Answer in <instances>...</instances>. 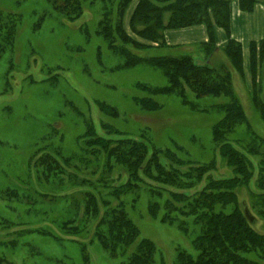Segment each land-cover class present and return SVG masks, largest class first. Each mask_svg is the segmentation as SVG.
<instances>
[{
    "label": "rangeland",
    "instance_id": "374dc122",
    "mask_svg": "<svg viewBox=\"0 0 264 264\" xmlns=\"http://www.w3.org/2000/svg\"><path fill=\"white\" fill-rule=\"evenodd\" d=\"M64 2L0 0L1 11L20 18L12 48L0 56V241H14L1 245L0 255L15 264H82L85 255L90 264H129L147 240L154 246L153 264H179L182 255L196 261L208 228L202 214H233L235 194L253 229L264 235V201L258 196L264 190V119L251 101L255 84L264 89V64L252 72L247 86L225 54L223 63L214 62L232 73L233 89L251 126L241 124L229 136L247 155L253 173L247 184L235 188L233 181L240 175L213 139V128L223 117L213 106L226 98L198 100L187 89L189 99L205 111L183 105L175 95L152 96L162 105L157 112L140 110L133 98L150 95L137 86H166L162 71L147 63L125 66V55L111 52L97 34L100 4H85L84 14L72 22L62 13L67 9L71 14ZM127 13L126 33L152 43L132 32ZM129 50L142 57L176 55L156 48ZM192 56L205 63L198 62L199 54ZM260 96L264 101V90ZM103 106L107 111L116 108L118 117ZM97 136L144 140L150 149L171 150L177 157L160 156L148 178L133 179L122 188L128 168L110 152L95 148ZM249 144H254L252 153L247 152ZM108 147L111 151L118 145ZM157 164L168 175L177 173L180 183L158 184ZM177 188L190 197L176 196ZM203 188L204 197L198 193ZM220 189L227 193L223 199L206 201ZM90 198L97 202L95 214L87 213L94 201ZM117 215L133 225L136 237L110 252L95 233L107 232L102 220ZM70 221L78 224L75 235L61 230L62 223ZM37 229L47 234L34 232ZM242 255L253 264H264L260 250Z\"/></svg>",
    "mask_w": 264,
    "mask_h": 264
},
{
    "label": "trees",
    "instance_id": "16d2710c",
    "mask_svg": "<svg viewBox=\"0 0 264 264\" xmlns=\"http://www.w3.org/2000/svg\"><path fill=\"white\" fill-rule=\"evenodd\" d=\"M131 2L132 0H65L64 3L71 10V14L67 9L62 13L68 17V20L73 22L84 14L85 4H100L101 19L98 22L97 34L107 41L111 52L113 54L115 52L120 55L124 54L125 66L134 67L147 63V65L162 71L168 83L166 86L152 87L142 84L137 86L138 89L150 95L133 98L134 103L140 110L149 113L159 111L162 105L152 97L158 95H175L183 101V105L200 110L198 103L189 99L187 89L194 93L195 99L198 100L212 96L225 97L226 101L224 103L213 106L218 111L223 112V117L213 128V139L216 145H219L222 157L225 156L234 165L236 173L240 175L233 181L236 183L235 188L247 184V181L253 175L248 167L250 164L247 155L229 139L237 126L246 125L247 123V116L233 89L232 73L223 65L213 67L206 62L199 64L189 54L176 53V55L151 57H142L137 54L135 56L129 50L130 47L137 50H149L154 47L141 44L126 33L123 21ZM232 2L233 0H140L131 17L130 28L139 38L157 43L159 46L156 49L164 50L165 30L205 24L209 30L210 40L208 43L202 44L199 49L208 59L216 49L212 19H214L217 26L226 31L229 37L231 36ZM260 2L264 3V0H239L240 9L244 12H251L254 6ZM19 19L17 15L0 10V56L3 52L12 48L15 42V33L20 23ZM251 52V69L254 75L257 68L264 64V41L259 46L253 44ZM225 54L229 58L232 68L243 76L241 44L230 37ZM254 80L256 81L255 77ZM263 90L261 85L255 84L251 101L264 119V101L260 96ZM104 107L105 109H103ZM108 109L109 111H107L106 106L102 107V110L111 114L110 116L118 117L119 113L116 108L111 107ZM246 126L248 129L251 127L249 124ZM93 141L96 149L100 147L99 150L104 151L105 154L110 152V155H113L117 162L127 166L129 176L126 184L121 186L122 188L133 179L143 181V177L148 178L151 165L157 163L156 161L159 160L160 156L165 155L166 157V154L169 153L172 157H177L176 153L171 150H166L165 153L150 149L151 146L144 140L133 138L110 140L97 136L93 138ZM110 143L117 144L118 148L112 147L111 151H107L110 148L108 147ZM248 147L247 152L252 153L254 144H249ZM167 157L169 156L167 155ZM52 160L57 162L55 158H52ZM178 161L184 163L183 160L178 159ZM157 168L159 172H157L158 176L155 178L158 184L169 186L168 183L172 185L180 183L181 179L177 177V173L171 172L168 175L164 173L160 165L157 164ZM229 182H232V180ZM217 183H223V181ZM261 187L263 189L264 184ZM177 190L178 193H174L176 196L190 197L187 192L181 193L180 188H177ZM198 193L204 197L206 188L201 189ZM226 194L224 189H220L217 194H210L206 201L213 203L216 200L223 199ZM229 195L231 194L229 193ZM258 196L264 201V190ZM234 198L236 210L233 214L210 215V211L202 214L207 219L208 228L203 238L200 239L199 250L201 254L196 261L189 256L182 255L179 258V264H253L242 255L243 252L260 250L264 254V235L253 229L242 211L240 203L237 201L236 194ZM90 200L94 201L88 204L87 213L90 214L91 211L92 214H95L98 210L96 199L90 198ZM92 203L94 204L91 205ZM261 214L264 216V212L261 211ZM101 224L107 225L108 231L105 233L101 229L98 232L96 231L95 239L104 250L114 252L116 246L130 245L135 241L136 231L131 223L123 220V216L117 215L109 221L102 220ZM61 230L70 235H75L74 231L76 230L79 232L78 224L76 225V222L73 221L63 222ZM34 232L47 234L39 229L34 230ZM11 243H14V241H0V246ZM153 251V244L147 240L143 241L138 247L137 254L131 258L129 264H153L151 259ZM0 264L15 263L0 255ZM58 264H66V262L59 261ZM82 264H90L88 256H83Z\"/></svg>",
    "mask_w": 264,
    "mask_h": 264
},
{
    "label": "crops",
    "instance_id": "0c3cea01",
    "mask_svg": "<svg viewBox=\"0 0 264 264\" xmlns=\"http://www.w3.org/2000/svg\"><path fill=\"white\" fill-rule=\"evenodd\" d=\"M139 2L140 0H132L130 9L127 11L129 12V14L127 13L128 20L131 19ZM130 10L132 11L130 12ZM212 24L216 49L208 59L205 58L204 53L199 49L202 44L208 43L210 40L209 30L205 24L165 30L164 48L178 54H199L198 58L201 60L198 62H206L210 66L215 67L214 62L223 63L221 55L225 54L231 37V39L241 44L243 57L242 77H245V83L248 86V83L252 82V45L256 44V46H259L264 41V3L260 2L256 4L251 12H244L240 9L239 0H233L231 3L230 37L223 28L216 25L214 19H212ZM138 42L154 48L159 46L157 43Z\"/></svg>",
    "mask_w": 264,
    "mask_h": 264
}]
</instances>
